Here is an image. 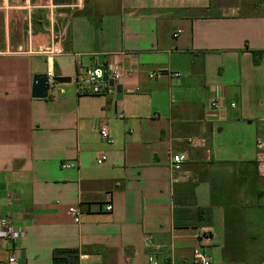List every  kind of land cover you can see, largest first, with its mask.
Returning a JSON list of instances; mask_svg holds the SVG:
<instances>
[{
  "label": "crops",
  "instance_id": "0c3cea01",
  "mask_svg": "<svg viewBox=\"0 0 264 264\" xmlns=\"http://www.w3.org/2000/svg\"><path fill=\"white\" fill-rule=\"evenodd\" d=\"M218 1L0 0V213L24 232L0 242V262L75 250L85 264H195L205 244L214 262L244 264L222 250L226 220L240 239L264 224V0ZM57 39L47 62L37 49ZM106 64L134 72L110 93L78 94V69ZM49 73L71 82L33 98V77ZM172 154L185 157L180 173Z\"/></svg>",
  "mask_w": 264,
  "mask_h": 264
},
{
  "label": "built area",
  "instance_id": "2783aa9c",
  "mask_svg": "<svg viewBox=\"0 0 264 264\" xmlns=\"http://www.w3.org/2000/svg\"><path fill=\"white\" fill-rule=\"evenodd\" d=\"M181 33L180 30H176L173 33V37L177 38ZM63 48L60 41H51L48 44H44L38 47L37 53L44 56L47 62H51L52 59L60 54H62ZM124 57H130V54H122ZM133 69L128 67L125 68L121 65L106 64L104 67L100 66H89L84 68H79L76 76L73 80L75 90L78 94H88V95H99L106 94L114 91L116 86L120 83L122 78L125 76H130L133 74ZM49 75V89L54 93L60 91L59 84L52 81L53 75ZM157 74H151L150 77L153 78ZM174 78L178 77V74L172 75ZM211 108H216L217 103L211 102ZM230 107H234V104H230ZM98 133L101 139L108 145L112 144V139L108 136V130L105 125H100L98 127ZM194 138H186L185 142L193 146L195 144ZM107 160V155L103 152H99L96 157V163L102 165ZM185 162V157L182 154H172L170 159V169L173 173H180L182 170V164ZM256 167L260 178L264 179V140H258L257 142V153H256ZM62 169H72L74 166L72 164H64L61 166ZM13 204V199H9L7 206ZM112 210V205L107 204L105 206V211L110 212ZM69 214L72 215L73 221L79 223L81 212L78 208L70 207L68 209ZM24 235L23 229L15 227L10 217L7 213H0V242L5 244L13 243L22 238ZM203 237H209L207 233L203 234ZM86 257L81 256L78 259L77 264H85ZM192 261L195 264H221L216 263L212 260L209 255L208 246L205 244H198L192 251ZM148 264H158L156 259L150 255L147 256ZM0 264H17V257L15 254H11L5 261L0 262ZM264 264V261L261 263Z\"/></svg>",
  "mask_w": 264,
  "mask_h": 264
},
{
  "label": "trees",
  "instance_id": "16d2710c",
  "mask_svg": "<svg viewBox=\"0 0 264 264\" xmlns=\"http://www.w3.org/2000/svg\"><path fill=\"white\" fill-rule=\"evenodd\" d=\"M193 185L188 187V191L191 192ZM174 186V192H175ZM192 194V193H191ZM175 202V201H174ZM236 221V220H235ZM235 221L226 220V236L225 245L222 250L223 257L228 261H242L244 257L245 249L240 243V235L236 234L237 228L232 225ZM174 225L175 219H174ZM209 235V234H207ZM78 261L77 251L75 250H54L52 253L53 264H76Z\"/></svg>",
  "mask_w": 264,
  "mask_h": 264
},
{
  "label": "rangeland",
  "instance_id": "374dc122",
  "mask_svg": "<svg viewBox=\"0 0 264 264\" xmlns=\"http://www.w3.org/2000/svg\"><path fill=\"white\" fill-rule=\"evenodd\" d=\"M250 0H219L218 2L225 3H246ZM261 214L264 216V207L260 208ZM264 220H262V224ZM248 231V232H247ZM252 234H250V232ZM253 236V237H250ZM256 239V241H255ZM242 241H246L248 249L244 252L243 263L244 264H261L264 261V224L253 231L246 228V234L241 236Z\"/></svg>",
  "mask_w": 264,
  "mask_h": 264
},
{
  "label": "water",
  "instance_id": "95a60500",
  "mask_svg": "<svg viewBox=\"0 0 264 264\" xmlns=\"http://www.w3.org/2000/svg\"><path fill=\"white\" fill-rule=\"evenodd\" d=\"M52 81L58 84H69L70 78L52 77ZM49 90V75L38 74L33 77L32 97L36 99H45Z\"/></svg>",
  "mask_w": 264,
  "mask_h": 264
}]
</instances>
